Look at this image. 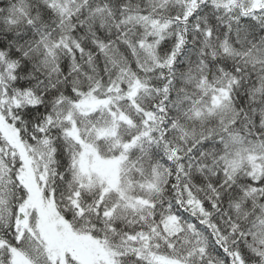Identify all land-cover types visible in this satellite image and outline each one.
Masks as SVG:
<instances>
[{"label":"snow or ice","instance_id":"obj_1","mask_svg":"<svg viewBox=\"0 0 264 264\" xmlns=\"http://www.w3.org/2000/svg\"><path fill=\"white\" fill-rule=\"evenodd\" d=\"M0 264H264V0H0Z\"/></svg>","mask_w":264,"mask_h":264}]
</instances>
